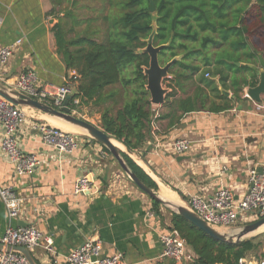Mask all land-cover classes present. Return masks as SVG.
Segmentation results:
<instances>
[{"label":"crops","instance_id":"crops-1","mask_svg":"<svg viewBox=\"0 0 264 264\" xmlns=\"http://www.w3.org/2000/svg\"><path fill=\"white\" fill-rule=\"evenodd\" d=\"M89 4L90 0H78L76 11L80 7L83 12ZM51 8L50 0H0V47L21 39L6 67V79L33 70L42 85L57 86L76 75L66 69L56 52L53 26L63 13L56 7L58 13L50 14ZM260 58L264 61V54L257 51L256 61L247 63L250 70L244 72H236L234 67H201L191 84L176 94V98H185L200 85L206 89L209 103L218 107L229 103V108L177 112L176 119L167 105H152L151 134L129 156L156 183L155 192L161 200L184 204L191 195L210 197L222 186H229L235 198L247 192L248 170L264 167V108H257V104L264 106V93L260 102L246 96L247 88L259 79L255 71L261 68ZM234 82L242 86L240 98L233 94ZM205 83H211L216 91L206 88ZM75 105L73 114L85 119L94 115L100 126V115L91 106ZM36 112L41 113L25 109L26 121L17 137L24 151L38 155L42 164L29 175L16 176L13 164L0 151V186L10 188L24 200L21 217L8 222L0 198V237L9 223L34 225L52 239L55 252L48 255L37 246L31 254L39 264H51L53 260L64 264L66 255L89 239L100 240L102 255L120 253L125 264H184L161 256L159 235L171 229L170 210L162 205L157 215L151 209V198L127 178L101 144L83 133H74L78 127L62 120L48 121V115L42 113L46 121L63 126L79 140L64 161L57 160L32 128L34 122L44 123ZM178 138L193 142L186 154L161 147ZM114 144L124 150L120 142ZM82 169L94 180L92 193L73 192ZM253 219L254 215L246 214L238 225ZM260 254L263 256L249 254L244 259L264 260V243Z\"/></svg>","mask_w":264,"mask_h":264},{"label":"trees","instance_id":"trees-1","mask_svg":"<svg viewBox=\"0 0 264 264\" xmlns=\"http://www.w3.org/2000/svg\"><path fill=\"white\" fill-rule=\"evenodd\" d=\"M50 1V14L58 13L56 7L63 13L53 26L56 52L66 69L76 73L70 78L74 83L70 108L76 107L74 98L79 105L93 107L100 115V127L130 151L150 136L155 112L143 70L149 57L140 52L152 31L153 14V45L166 44L158 52L159 63L179 56L169 67L172 77L164 82L171 88L164 105L176 119L177 112L230 107L229 103L224 107L209 103L207 91L200 85L193 94L176 98L201 67L249 71L246 64L256 61L257 51L264 54V0H153L154 12L149 0H90L83 12L80 7L76 11L78 0ZM234 83L233 94L239 97L242 86ZM204 86L216 91L211 83ZM120 153L135 175L156 191V183L127 153ZM161 206L151 199L157 215ZM170 225L192 253L184 264H239L249 254L256 257L264 242V235L236 243L216 240L172 211Z\"/></svg>","mask_w":264,"mask_h":264},{"label":"built area","instance_id":"built-area-1","mask_svg":"<svg viewBox=\"0 0 264 264\" xmlns=\"http://www.w3.org/2000/svg\"><path fill=\"white\" fill-rule=\"evenodd\" d=\"M20 42L21 39L18 38L11 44L0 47V80L16 91L43 101L54 108H59L67 95H73V81L70 80L57 86H44L38 81L33 70H27L12 79L4 77L13 51ZM73 102L78 105L79 99L74 98ZM257 108H264V106L257 104ZM25 121V110L15 108L0 97V151L13 164V173L16 176L29 175L42 164L38 155L24 151L17 137L19 128L23 126ZM32 128L38 131L40 141L50 147L57 160L64 161V158L79 145L77 135L45 122H34ZM192 144L193 142L187 138H178L161 147L171 153L181 155L189 152ZM247 185V192L242 194L240 198H235L229 186H222L210 197L199 194L189 196L187 206L214 227L237 226L239 219H245L246 214L254 215V219L257 216L256 213L260 216L264 215V167L261 170L255 167L248 170ZM94 187L91 173L82 169L75 179L73 192L75 194H88L93 192ZM0 198L4 204L8 222L21 217V207L24 202L22 197L10 188L0 186ZM159 242L162 245V257H169L179 263L191 259V252L177 230L171 229L167 233H161ZM0 244V264H29L21 252L8 248L9 246H24L30 252L37 246H41L46 254L53 255L55 253L52 247V239L49 236H43L32 224L12 226L9 223L0 237ZM51 264H57V262L53 260ZM64 264L125 263L122 255L118 252L112 255H102L100 240L89 239L72 249L66 255ZM239 264H264V260H246L243 258Z\"/></svg>","mask_w":264,"mask_h":264},{"label":"water","instance_id":"water-1","mask_svg":"<svg viewBox=\"0 0 264 264\" xmlns=\"http://www.w3.org/2000/svg\"><path fill=\"white\" fill-rule=\"evenodd\" d=\"M149 9L151 12H154L155 10L153 0H149ZM155 17L156 15L153 14L152 31L145 39V46L140 49V52L147 53L149 57L148 66H144L143 68L146 75V89L149 93V101L152 105L160 106L165 103L167 96L171 91V88L164 85L165 80L172 77V74L169 72V67L174 61L179 58V56L171 58L163 65L159 63L158 52L166 44H160L157 46L153 45L152 40L156 32ZM258 56L260 57L259 54ZM260 65L261 68L255 71V73L259 76L257 83L254 86L248 87L246 90V96L254 102H260L261 95L264 93V61L261 58ZM0 97L15 108L23 110L29 108L35 109L39 112H43L51 117L83 129L92 140L101 144L109 152V154L127 176V178L141 192L148 195L151 199L160 201L163 206L183 217L210 237L223 242L236 243L245 239L255 238L263 232H257L259 228L264 226V215L260 216L258 213H256V218L249 222L226 228V231H219L217 229L218 227H214L201 219L198 214L195 213L190 207L185 206L184 204L165 202L161 200L153 189L146 186L135 175V173L129 168L120 153L122 151L129 155L132 153V151L128 150L123 144L122 145L124 146V150L120 149L113 143V141L117 140H115L110 134L106 133L100 126H97L72 113L69 106L71 95H67L65 97L62 105L59 108H54L43 101H39L28 95H25L24 93L12 89L9 85L0 80ZM21 225L28 224L22 223ZM8 248H12L21 252L25 256L29 264H39L35 260L31 252L24 246H9Z\"/></svg>","mask_w":264,"mask_h":264},{"label":"rangeland","instance_id":"rangeland-1","mask_svg":"<svg viewBox=\"0 0 264 264\" xmlns=\"http://www.w3.org/2000/svg\"><path fill=\"white\" fill-rule=\"evenodd\" d=\"M91 110H95L94 108H91V107H89ZM88 108V109H89ZM36 113H38V112H36ZM42 113L43 112H41V113H38V114H36V117H41V119H43V121L45 122V123H48L49 125H52V126H55V127H59V128H62V129H66V128H64L63 126H58V125H55V124H52V123H49L48 121H46L44 118H43V116H42ZM76 115V114H75ZM98 115V114H97ZM76 116H78V115H76ZM78 117H80V118H83V119H85L84 117H81L80 115L78 116ZM85 120H88V121H90V122H92L93 124H95V125H97V126H99V121L98 120H96V118H95V116L94 115H89V117H88V119H85ZM67 131V130H66ZM72 131V130H71ZM76 132H74V133H76V134H81V133H83V134H85V135H87V133H85V132H83V131H81V130H75ZM68 132H70V131H68ZM70 133H73V132H70ZM73 133V134H74ZM88 136V135H87ZM119 167V166H118ZM187 201H188V199L185 201V203H184V205L185 206H187ZM219 231H226L227 229L225 228V227H218L217 228ZM263 235H264V231L262 232V233H260L259 234V236H260V239H262L263 238ZM264 243V242H263ZM263 245V244H262ZM261 250H262V246L259 248V250L258 251H256V258H258V256H261V254H260V252H261Z\"/></svg>","mask_w":264,"mask_h":264},{"label":"bare ground","instance_id":"bare-ground-1","mask_svg":"<svg viewBox=\"0 0 264 264\" xmlns=\"http://www.w3.org/2000/svg\"><path fill=\"white\" fill-rule=\"evenodd\" d=\"M47 115V114H46ZM48 117V121H54V120H56V118H54V117H50L49 115L47 116ZM57 120H59V119H57ZM59 121H61V120H59ZM63 122V121H62ZM64 123V122H63ZM77 129H79V127L77 128ZM79 130H83V129H79ZM84 131V130H83ZM85 132V131H84ZM86 133V132H85ZM113 143H114V141H113ZM117 146V145H116ZM118 147V146H117ZM261 231H264V226L263 227H261V228H259V230H257V232H261Z\"/></svg>","mask_w":264,"mask_h":264}]
</instances>
